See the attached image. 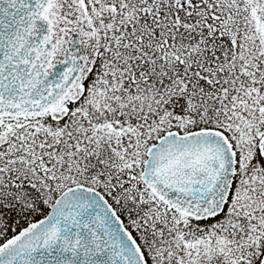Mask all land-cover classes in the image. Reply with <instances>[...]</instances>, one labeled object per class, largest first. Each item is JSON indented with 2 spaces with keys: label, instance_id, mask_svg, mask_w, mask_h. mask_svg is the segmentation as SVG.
<instances>
[{
  "label": "snow or ice",
  "instance_id": "6c2138e0",
  "mask_svg": "<svg viewBox=\"0 0 264 264\" xmlns=\"http://www.w3.org/2000/svg\"><path fill=\"white\" fill-rule=\"evenodd\" d=\"M0 264H264V0H0Z\"/></svg>",
  "mask_w": 264,
  "mask_h": 264
}]
</instances>
